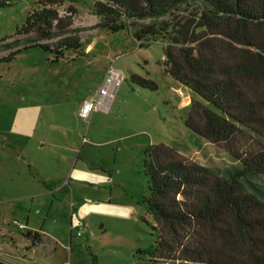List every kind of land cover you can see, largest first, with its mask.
I'll return each mask as SVG.
<instances>
[{"label":"rangeland","instance_id":"obj_1","mask_svg":"<svg viewBox=\"0 0 264 264\" xmlns=\"http://www.w3.org/2000/svg\"><path fill=\"white\" fill-rule=\"evenodd\" d=\"M95 1L55 6L65 34L10 58L17 48L0 49L1 262L137 264L159 235L144 204L147 149L164 144L210 168L234 163L225 145L186 127L193 95L166 72L163 40L141 48L127 26L96 28ZM40 7L0 5V43L37 37L15 34ZM113 70L121 83L110 108L96 105L82 118L83 103L99 99ZM28 232L42 242L35 246Z\"/></svg>","mask_w":264,"mask_h":264},{"label":"trees","instance_id":"obj_2","mask_svg":"<svg viewBox=\"0 0 264 264\" xmlns=\"http://www.w3.org/2000/svg\"><path fill=\"white\" fill-rule=\"evenodd\" d=\"M62 1L37 0L15 34L37 37L0 43L17 48L7 58L65 34ZM93 14L96 28L127 26L141 48L163 40L166 72L193 95L186 127L225 145L234 162L210 168L164 144L147 149L144 204L159 235L137 264H264V0H96Z\"/></svg>","mask_w":264,"mask_h":264},{"label":"built area","instance_id":"obj_3","mask_svg":"<svg viewBox=\"0 0 264 264\" xmlns=\"http://www.w3.org/2000/svg\"><path fill=\"white\" fill-rule=\"evenodd\" d=\"M121 83V76L118 71L113 70L110 76L107 78L105 85L99 91V99L94 101H86L83 103L80 109V116L87 119L90 113L95 109L96 105L102 107L107 111L115 97V93Z\"/></svg>","mask_w":264,"mask_h":264},{"label":"water","instance_id":"obj_4","mask_svg":"<svg viewBox=\"0 0 264 264\" xmlns=\"http://www.w3.org/2000/svg\"><path fill=\"white\" fill-rule=\"evenodd\" d=\"M0 264H7V263H4V262H1V261H0Z\"/></svg>","mask_w":264,"mask_h":264},{"label":"crops","instance_id":"obj_5","mask_svg":"<svg viewBox=\"0 0 264 264\" xmlns=\"http://www.w3.org/2000/svg\"><path fill=\"white\" fill-rule=\"evenodd\" d=\"M188 101V100H187ZM185 102H186V100H185Z\"/></svg>","mask_w":264,"mask_h":264}]
</instances>
